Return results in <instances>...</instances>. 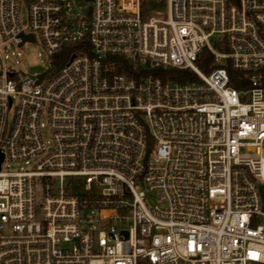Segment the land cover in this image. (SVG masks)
<instances>
[{
  "label": "built area",
  "instance_id": "1",
  "mask_svg": "<svg viewBox=\"0 0 264 264\" xmlns=\"http://www.w3.org/2000/svg\"><path fill=\"white\" fill-rule=\"evenodd\" d=\"M153 1L0 0V264H264V0Z\"/></svg>",
  "mask_w": 264,
  "mask_h": 264
},
{
  "label": "rangeland",
  "instance_id": "2",
  "mask_svg": "<svg viewBox=\"0 0 264 264\" xmlns=\"http://www.w3.org/2000/svg\"><path fill=\"white\" fill-rule=\"evenodd\" d=\"M143 4L145 17L161 18L165 15V4L163 1L158 5L154 3L153 0H143ZM20 20L21 23H25L27 20L25 7L21 9ZM10 51L15 53L18 52L13 46L10 47ZM20 52L22 55L20 57L15 56L13 60H9L8 65H10L21 78L33 76L34 74H42L51 69L53 58L45 55L38 42L25 45L20 49ZM200 71L202 70L200 69ZM43 122H46L45 119H43ZM43 139L47 144L50 142V135L47 130L44 131ZM19 167H21V165H13L12 169H18Z\"/></svg>",
  "mask_w": 264,
  "mask_h": 264
},
{
  "label": "trees",
  "instance_id": "3",
  "mask_svg": "<svg viewBox=\"0 0 264 264\" xmlns=\"http://www.w3.org/2000/svg\"><path fill=\"white\" fill-rule=\"evenodd\" d=\"M78 46L70 45L62 49L61 52L52 56L53 60L51 62L52 67L49 70V75L54 76L56 75L60 69L70 60L73 55H78ZM213 57L207 51L204 50L200 57L197 60V66L204 71L205 73L210 72L213 68L219 67V65H213ZM129 67L127 64H123L120 69H117L118 73H125L130 74ZM229 72L230 78V86L234 89H243L247 87V83L244 81L239 80L240 74L237 71L232 70L230 67L227 68ZM153 75L160 76L162 78H169L178 83H184L186 81H194L196 80L195 74L190 71H183V70H172V71H162V70H155L152 72Z\"/></svg>",
  "mask_w": 264,
  "mask_h": 264
},
{
  "label": "water",
  "instance_id": "4",
  "mask_svg": "<svg viewBox=\"0 0 264 264\" xmlns=\"http://www.w3.org/2000/svg\"><path fill=\"white\" fill-rule=\"evenodd\" d=\"M24 39L32 41L33 38L31 36H25ZM1 159H2V156H0V162H1ZM260 192H261V195L263 196L264 192H263V188L262 187L260 188Z\"/></svg>",
  "mask_w": 264,
  "mask_h": 264
}]
</instances>
